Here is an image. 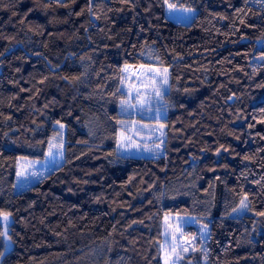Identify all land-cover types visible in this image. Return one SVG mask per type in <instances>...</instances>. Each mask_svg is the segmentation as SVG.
Here are the masks:
<instances>
[{"label": "trees", "instance_id": "obj_1", "mask_svg": "<svg viewBox=\"0 0 264 264\" xmlns=\"http://www.w3.org/2000/svg\"><path fill=\"white\" fill-rule=\"evenodd\" d=\"M62 2L0 0V209L14 221L0 264H162L168 213L210 234L179 264H264V0H170L195 8L189 23L163 0ZM149 51L171 74L164 152L118 161L113 77ZM56 121L62 167L14 188L15 158H42ZM218 176L254 211L216 215Z\"/></svg>", "mask_w": 264, "mask_h": 264}, {"label": "snow or ice", "instance_id": "obj_2", "mask_svg": "<svg viewBox=\"0 0 264 264\" xmlns=\"http://www.w3.org/2000/svg\"><path fill=\"white\" fill-rule=\"evenodd\" d=\"M74 2L75 0H72V3ZM123 2L127 3L128 0H123ZM247 2L248 0H245V3ZM255 2L261 3L262 0H255ZM52 3H55L58 7L70 6L67 3H63L62 0H52ZM92 3L93 0H88V11L90 13L92 12ZM163 4L167 6L169 13L181 12L185 14L183 17H176V19L183 22L194 20L192 15L194 12L193 8L178 7L176 3L170 2V0H163ZM79 14L77 13V15ZM223 18L221 17V19ZM240 22L243 24L244 20ZM0 55L3 54L0 53ZM141 56L144 57V63L135 66L125 62L124 66L119 69L118 76L113 77V79H118L119 81L113 93V96L118 98L119 113L129 117V119L116 120L118 127L114 130L115 135L111 137L116 141V149L109 155H114L118 161L130 159L133 155L143 158L145 154L150 155L152 159H158L164 152L163 146L166 142L164 129L166 124L162 120L165 118L168 108V101L165 97L171 89L169 84L171 74L169 68L163 67L160 57L154 52H142ZM260 59H264V55ZM153 60L156 61V64H153ZM73 79L79 80L80 77H74ZM186 91L188 90L186 89ZM261 111L264 112V109H261ZM153 112L155 114L151 119H154V124L141 123L140 120L135 118L136 116L144 117L145 113ZM7 119H10V117ZM56 124L59 127L55 129L56 134L48 141V151L45 152L44 161L29 159L26 155H20L15 158L17 183L13 185L14 188L30 190L28 188L30 183L38 182L43 178L44 172L35 170L37 164H44L45 168L50 171H56L62 167L61 161L64 159L63 130L65 125L60 121H56ZM56 141H59V143H56ZM217 152H219V149ZM0 155H2V152H0ZM250 211H254V209L250 206L247 195H244L240 199L238 206L232 209V212L237 215ZM170 215V213L165 215V243L160 246L164 252V264H179L180 261L185 260V254L189 253L190 249L193 253L202 251L206 254L207 249L203 247V244L210 235L207 225H201L199 238L193 234L191 239L186 241L188 246H185L178 243L179 237L185 235V226L191 223H199V221L194 217H180L177 215V222L173 227L169 223ZM255 215L264 217V211H256ZM13 223L12 213L0 209V228H2L0 230V239L5 242L4 251H0V258L6 255L9 245L14 243L10 236V226ZM169 231L172 236L171 244L167 239ZM197 242L201 247L195 246ZM188 264H191L190 259Z\"/></svg>", "mask_w": 264, "mask_h": 264}, {"label": "rangeland", "instance_id": "obj_3", "mask_svg": "<svg viewBox=\"0 0 264 264\" xmlns=\"http://www.w3.org/2000/svg\"><path fill=\"white\" fill-rule=\"evenodd\" d=\"M178 7H186V6H178ZM191 8H193V7H191ZM193 9H194V12L192 13V15L194 16L196 13V10H195V8H193ZM164 13H165L166 17L169 18L170 20H173L176 22H181V23H189V22H183V21L176 19V17H183L185 14L181 13V12L169 13L167 11L166 5L164 6ZM256 42H257V44H260L262 42V40H257ZM153 64H156L155 60H153ZM135 66H138V65H135ZM154 114H155L154 112L153 113H145L144 117L136 116L135 118L137 120H140L141 123H152V124H154L155 121H152V119H151V117H153ZM120 119H129V117L122 115ZM58 127H59V125H58ZM52 137H50V138H52ZM56 143H59V141H56ZM64 144H65V138H64ZM47 151H48V143H47L46 152ZM133 156H135V155H133ZM144 156H150V155L145 154ZM29 159L44 161L45 155L42 158L29 157ZM35 170L44 172V174L49 171L48 169L45 168L44 164H37L35 166ZM17 189H20V188H17ZM239 189H240V182L237 179V177H235V176H218V177H216V179H215V206H214V213L216 215H237L236 213L232 212V209L238 206L240 199L242 198V197L239 198L237 200V202H235V203L233 201V196L239 191ZM241 214H243V213H241ZM241 214H239V215H241ZM180 217H191V216H180ZM176 222H177V215H170L169 223H171L174 227ZM181 222H183V221H181ZM191 224H195V223H191ZM164 232H165V227H164ZM191 236H192V234H189V235L185 234L184 236L179 237L178 243L184 244L185 246H188L186 244V241L190 240ZM167 239H168V242L171 244L172 243V236H171L170 231H169V235H168ZM164 243H165V236H164V240H163V244ZM190 251H191V249H190ZM162 264H164V252L162 253Z\"/></svg>", "mask_w": 264, "mask_h": 264}, {"label": "crops", "instance_id": "obj_4", "mask_svg": "<svg viewBox=\"0 0 264 264\" xmlns=\"http://www.w3.org/2000/svg\"><path fill=\"white\" fill-rule=\"evenodd\" d=\"M17 183V182H16Z\"/></svg>", "mask_w": 264, "mask_h": 264}]
</instances>
